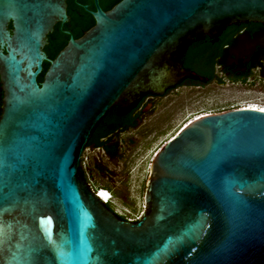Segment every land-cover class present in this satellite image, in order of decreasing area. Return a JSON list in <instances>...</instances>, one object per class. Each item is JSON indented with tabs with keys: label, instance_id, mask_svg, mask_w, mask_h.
<instances>
[{
	"label": "water",
	"instance_id": "obj_1",
	"mask_svg": "<svg viewBox=\"0 0 264 264\" xmlns=\"http://www.w3.org/2000/svg\"><path fill=\"white\" fill-rule=\"evenodd\" d=\"M94 2V25L49 58L66 0H0V264H264L263 110L183 125L154 154L135 221L79 168L109 110L206 82L183 67L188 46L264 24V0Z\"/></svg>",
	"mask_w": 264,
	"mask_h": 264
},
{
	"label": "rangeland",
	"instance_id": "obj_2",
	"mask_svg": "<svg viewBox=\"0 0 264 264\" xmlns=\"http://www.w3.org/2000/svg\"><path fill=\"white\" fill-rule=\"evenodd\" d=\"M249 105L264 107V90L230 82L180 86L145 106L135 128L116 135V155L108 156L101 148L84 149L87 180L93 189L110 192L115 211L139 216L149 165L162 144L196 116Z\"/></svg>",
	"mask_w": 264,
	"mask_h": 264
},
{
	"label": "flooded vegetation",
	"instance_id": "obj_3",
	"mask_svg": "<svg viewBox=\"0 0 264 264\" xmlns=\"http://www.w3.org/2000/svg\"><path fill=\"white\" fill-rule=\"evenodd\" d=\"M119 1L97 0V3L102 10L108 11ZM95 10L94 0H66L68 20L63 24L59 21L55 23L43 50H64L71 36L75 39L80 38L94 25L95 21L91 11ZM181 62L183 67L195 72L196 69L207 71L212 75V79L209 80L206 75H202L207 78L206 82L187 78L176 87L168 89L161 96L151 94L143 96L134 107L135 112L140 113L138 122L145 106L180 86H204L210 83L223 85L230 82L251 89L264 90V24L248 22L229 25L222 30L217 40L204 36L188 46ZM1 100L2 91L0 88V106ZM119 133L122 132H114L109 143H114L115 137ZM117 145L119 146V144Z\"/></svg>",
	"mask_w": 264,
	"mask_h": 264
},
{
	"label": "trees",
	"instance_id": "obj_4",
	"mask_svg": "<svg viewBox=\"0 0 264 264\" xmlns=\"http://www.w3.org/2000/svg\"><path fill=\"white\" fill-rule=\"evenodd\" d=\"M211 43V41H209ZM59 50H45L49 58H54ZM48 63L44 62L43 72L38 76V81L42 80L44 71L47 69ZM200 75H206L209 80L212 79V75L205 70L196 69ZM135 108L129 110L126 113H120L117 107L109 110L104 117L100 120L96 129L94 130L91 138L89 139L87 147L102 148L108 156H114L119 152L118 142L109 143L114 132H125L129 129H133L138 124L139 112H135ZM80 171L83 176L87 179L86 172L82 166V157L79 165ZM108 206L113 210L111 204Z\"/></svg>",
	"mask_w": 264,
	"mask_h": 264
},
{
	"label": "bare ground",
	"instance_id": "obj_5",
	"mask_svg": "<svg viewBox=\"0 0 264 264\" xmlns=\"http://www.w3.org/2000/svg\"><path fill=\"white\" fill-rule=\"evenodd\" d=\"M245 107H248V108H254V109H261V110H263L264 111V107H261V106H256V105H249V106H245ZM202 115V114H201ZM200 116V115H199ZM196 117H198V116H196ZM192 120V119H191ZM189 122V121H188ZM187 122V123H188ZM187 123H185V124H187ZM184 124V125H185ZM175 135V134H174ZM173 135V136H174ZM96 191H98V190H96ZM98 193L100 194V196L102 197V198H104V199H107V198H111L112 196H111V194H110V192L108 191V190H106V189H104V188H100V190L98 191Z\"/></svg>",
	"mask_w": 264,
	"mask_h": 264
},
{
	"label": "built area",
	"instance_id": "obj_6",
	"mask_svg": "<svg viewBox=\"0 0 264 264\" xmlns=\"http://www.w3.org/2000/svg\"><path fill=\"white\" fill-rule=\"evenodd\" d=\"M100 190V189H99ZM98 190V191H99ZM104 199V198H103ZM111 199H112V197L111 198H107V199H104V202L106 203V204H111ZM114 210V209H113ZM115 211V210H114ZM118 215H120L121 217H123L124 219H126V220H129V221H135V220H137L139 217H140V215L139 216H135V217H132V216H127V215H125L124 213H121V212H118V211H115Z\"/></svg>",
	"mask_w": 264,
	"mask_h": 264
}]
</instances>
